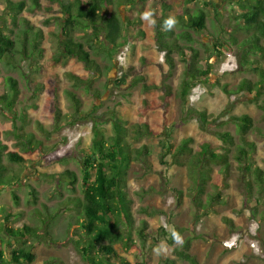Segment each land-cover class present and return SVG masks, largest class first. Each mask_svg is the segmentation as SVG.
<instances>
[{
    "label": "rangeland",
    "instance_id": "rangeland-1",
    "mask_svg": "<svg viewBox=\"0 0 264 264\" xmlns=\"http://www.w3.org/2000/svg\"><path fill=\"white\" fill-rule=\"evenodd\" d=\"M12 1H24L26 9L18 13L16 25L12 26V13L6 10L7 0H0V14H3L5 19L1 26L7 24L12 28L13 33L8 31V34L17 41L20 52L15 53V62L11 61V65L6 61L0 63V77L14 78L18 82L19 96L13 111L4 109L5 104L0 101V132L8 150L23 156L26 164L11 163L6 157L4 160L11 172L15 170L20 174V184L16 183L17 178H14L11 172H0V236L5 240V245L2 246L5 252L21 247L23 242L8 235L6 237L4 223L6 227L14 229L24 224L42 226V220L33 215L35 208L45 213L43 217L50 218L58 208L60 209L63 201L70 197L82 196L80 182L76 185L75 193H72L66 187V182L60 183L57 176L71 170L77 174L79 180L81 179L83 150L92 146L95 123L98 122L102 132L110 137L113 135L111 119L118 113L127 121L131 134L135 133L136 127L144 128L145 125L152 133H147L140 139L130 140L134 148H146L144 151L147 163L142 160L132 162L128 170L127 194L132 200L131 210L136 225L141 226L142 222H146L148 231L163 229L166 234L159 232L156 242L158 244L165 241L169 246L167 255L155 256V246L151 243L153 240L148 238L143 248L144 253L140 249L128 252L117 246L120 256L131 264H137L136 261L147 257L149 252L147 264H191L180 255L186 240L191 239L188 252L196 258L198 264H264V195L260 197L256 215L251 207L253 198L249 196V185H252L253 193L259 191L255 169L264 170V112L259 108V105L264 103V91L258 102L253 95L237 91L244 80L253 83L260 80L254 69L242 66L239 45L228 44L231 53L224 52L218 56L213 47L214 38L223 39L235 33L242 42L248 37L244 31L234 32L235 25L231 17L232 14L240 13L237 5H234L235 9H231L228 5L230 0H205L210 4L209 8H205L202 2H198L199 7L208 12L207 29L211 36L197 35L192 31L195 42L189 44L181 41V44L191 45L200 52V66H213L208 81L196 84L187 100L183 101L180 98L181 84L191 62V53L188 52L186 60L174 54L176 66L171 70L165 63V53L157 50L154 45L153 28L143 21L141 28L145 31V38L136 43L130 41L123 47H108L111 48L109 51L103 50L104 38L101 41L92 38L91 42L87 43L85 40L92 37L91 33L79 37L77 33L80 30L73 32L76 40L84 42L92 58L100 65L102 73L99 74L88 71L83 64L68 57H64L55 67L51 64L53 57L60 56L64 39L61 35L62 14L58 7L56 19L44 24L47 15L32 10L31 0ZM40 1L42 4L48 2ZM30 9L31 11H28ZM119 11L125 16V11L137 16L134 5L121 7ZM24 19L29 21L33 29L26 25ZM126 28L124 25L125 31ZM23 30L28 31L26 47L22 44ZM183 30L182 25H176L175 31L178 34ZM35 32L40 34L39 39L34 40ZM34 42L37 45L35 51L32 49ZM262 45L264 46V40ZM146 46L153 48L147 49ZM23 51L26 55H23ZM255 57L259 60L255 66L264 69V57L250 56V59ZM143 58L162 63V69L157 65L146 67L143 70V82L134 87L128 83L119 85L117 80L130 67H138ZM55 74L60 78L59 107L63 116L58 125L54 123L55 106L51 92V76ZM70 74L78 75L87 81L75 84V81L70 79ZM144 84L171 86L173 95L169 99V105L165 102L164 95L156 89L147 93ZM0 87L2 88V85ZM224 87L229 93L225 92ZM67 91L74 92L79 98V112L68 98ZM146 99L158 104L156 109L144 113L142 109ZM198 111L207 112L210 119L208 132L199 127ZM24 115L31 117L28 125L24 127V132L34 133L36 139L43 143L42 150L24 152L22 143L14 136L15 126H22ZM243 115L252 118V128L247 138L256 145L255 151L247 160L251 173L243 170V165L236 159L237 146L242 140L239 127L232 118ZM217 132H228L233 137L234 145L225 144L230 148V167L226 170L220 164L209 163L198 179L200 184L201 179H205V193H201L196 188V178L199 174L191 166V160L194 161L193 154L200 143L210 141L215 145L223 144L216 137ZM186 138L194 140L191 143L193 152H186L177 157L175 152ZM163 154L165 156L161 159ZM44 174L54 178L46 179ZM11 182L17 185H10ZM30 186L36 191V198L31 194ZM144 190H148V193H144ZM149 190L154 191L149 193ZM13 191L19 196L18 205L12 198ZM217 194L220 195L219 200L216 199ZM197 199L203 202L205 209L197 206ZM143 209L152 212V215L142 213ZM72 211L70 208L62 209L61 216L51 224L53 235L56 239L63 240V245L48 243L44 236L27 239V243L36 249V259L32 264H87L81 256L80 248L71 240L73 229L84 232L77 226L70 228L68 216ZM7 215L13 217L7 220ZM172 231L181 232L184 238L182 246L176 245L175 242L171 244ZM132 240L138 247H142L137 235ZM113 263L119 264L118 260Z\"/></svg>",
    "mask_w": 264,
    "mask_h": 264
},
{
    "label": "trees",
    "instance_id": "trees-1",
    "mask_svg": "<svg viewBox=\"0 0 264 264\" xmlns=\"http://www.w3.org/2000/svg\"><path fill=\"white\" fill-rule=\"evenodd\" d=\"M31 1L33 3L32 10L47 15L44 24H49L56 19V7L59 8V12L62 14L61 21L63 22V27L61 35L64 39L62 41L60 56H55L51 59V64L54 67L61 63L64 57H68L83 64L90 72L102 73L100 65L92 58L84 42L77 41L73 32L75 30H80L79 33H77L79 37L91 33L92 37H88L85 40L87 43L91 42L92 38L99 41L104 38L105 42L102 44V47L105 51L119 46L123 47L130 41L136 43L139 39L146 37L145 31L141 28L142 21L140 19V14L146 8H152L157 11V25L152 27L154 31V45L157 50L165 53V63L169 68L173 70L176 66L174 54L186 60L188 52L191 53V62L186 71L185 79L181 84L180 98L186 101L191 89L196 84L200 82L206 83L208 81L207 79L213 65L209 64L206 68H203L200 66V52L191 45L181 44V41L189 44L195 42L192 31L197 35L208 34L211 36L207 29L208 12L198 5V2H202L205 8H209L210 4L205 2V0H48L45 4H42L40 0ZM25 4L24 1L15 3L12 0H7L6 10L12 13V26L16 25L18 13L20 14L26 9ZM132 5L135 6L137 16H133L131 13L128 14V11H125L126 16L120 13L119 9L121 7H130ZM228 5L231 9H235L234 5H237L240 10V13L232 14L233 16L231 17L235 25L234 32L238 30L244 31L247 33L248 37L242 42L235 36V33L227 35V37L223 39L214 38V52L217 54L216 56L224 52L231 53V48L229 49L228 44H230V46L239 45L242 66H250L251 69H254L259 74L260 80L256 83L250 80H244L239 85L237 91L247 92L253 95L255 101L258 102L264 91V69L261 66H255L259 63L257 57L251 60L250 56L264 57V46L262 45V40H264V0H230L228 1ZM192 9L194 12H191ZM28 11H31V9ZM170 15L176 17L178 20L177 25H182L184 27L181 33L178 34L175 29L167 32L161 30L160 25L163 20ZM3 20H5L3 14H0V63L6 61L8 65H11V61L15 62V60H13L15 53H19L20 50L17 48V41L8 34V31L11 34L13 33L12 28L7 24L1 26ZM24 21L29 28L33 29V26H30L28 20L24 19ZM124 25L127 27L126 31L123 29ZM27 34L28 31L23 30L24 38L22 39V44L24 47H26L28 42ZM40 37V34L35 32L34 40ZM120 39L121 41H119ZM108 47L111 48L108 49ZM145 48L152 49L153 46H146ZM32 49L34 51L37 50L35 42L32 44ZM24 52L25 51H23V55H26ZM153 65H157L160 69L163 67L162 63H154L147 58H143L138 67H130L129 70L117 80L118 84L123 86L128 83L133 87L136 86L145 79L143 70ZM69 77L71 80L75 81V84H82L87 81V79L81 78L75 74H70ZM51 80V92L54 97L55 106L54 123L58 125L63 117L62 110L59 107V75L55 74L51 76ZM0 85H2V88L0 87V101L5 104L4 109L7 108L13 111L19 96L18 82L12 77H0ZM144 88L147 93L152 89L161 92V94L164 95L165 102L169 105V99L173 95L171 86L165 84H144ZM224 89L225 92L229 93L225 87ZM66 94L74 103L77 112H79L81 102L77 95L71 91H67ZM144 103L145 106L142 109L144 113L154 110L158 106V104L149 102L147 99ZM259 108L264 112V103L259 105ZM197 117L200 129L204 132H208L210 119L207 112L198 111ZM232 119L239 127L242 140V143L237 146L238 155L236 159L243 165V170L251 173V168L247 165V160L249 156L253 154V151H255L256 145L248 140L247 134L252 128V118L248 115H243L233 117ZM29 120H31V117L24 115L22 118V126H15L16 132L14 133L16 139L20 140L22 143L24 152L27 153L35 152L37 149H43L42 141L37 140L34 133L24 132V127L28 125L30 122ZM111 123L113 135L110 137H107L104 132H102L98 122L95 123L92 146L90 149L83 150V169L80 180L77 174L71 170H66L57 176L60 183L66 182V187L72 193H75L76 185L80 182L82 196L70 197L63 201L60 209L58 208L50 218L43 217L45 213L39 208H35L33 210V215L42 220V226H29L24 224L20 228L14 229L6 227L4 223L3 229L5 236L7 237L8 235V237L12 239L21 241L23 245L18 248H13L6 253L2 247L5 245V240L0 236V264H32L36 259V249L32 244L27 243V239L41 238L44 236L48 243L55 246L59 244L60 246L63 245V240L55 238L51 227L52 222L61 216L60 212L62 209L68 210V208H70L74 211L68 216V224L71 229L77 226L84 230V232H81L80 229H73L71 231V240L80 248L81 256L87 264H114V260H118L119 264H131L120 256L116 248L117 246L128 252L132 249L136 251L140 249V251L144 253L143 248L148 238L152 239V245L156 246L159 232L162 231L166 234L163 229L161 231L158 229L148 231V224L146 222H142L141 226L136 225L131 210L132 200L129 199L127 194L128 170L132 162L142 160L143 163H147L144 151L146 148H134L130 140L140 139L143 135L152 133H150L148 127L145 125L144 128L142 126L136 127L135 133L131 134L127 127V121L118 113L112 116ZM216 137L220 139L223 144L215 145L210 141H204L200 143L197 150L194 151V161L191 160V166H193L195 169L194 171L199 174V177L196 178V188L201 193H205V179H201V184L198 179L202 176V172L206 170V166L209 163L220 164L226 170L230 167V148L226 147L225 144L234 145L233 137L228 132H217ZM193 141L192 138L184 139L175 152L177 157L186 152H193V148L191 147ZM164 156L165 154L162 155L161 159H163ZM5 157L11 163L19 165L26 164V160L23 156L17 152L8 150L0 132V172L10 173L11 171L8 166L4 164ZM176 161L178 162V159ZM12 171H14L11 172L14 178H17L16 183L20 184V174L15 170ZM255 172L259 191L253 193L252 185H249V196L253 198L251 207L254 215L258 212L260 197L264 195V170L256 168ZM43 176L50 180L54 178V176L48 174H44ZM12 183L14 182H11L10 185ZM30 189L31 194L36 198V191L31 186ZM144 193H148V190H144ZM12 198L18 205L19 196L15 191L12 192ZM219 198L220 195L217 194L216 199L219 200ZM35 203L36 201L33 204ZM195 203L199 208H204L203 202L200 199L195 200ZM141 211L147 215H152V212L146 209ZM10 217L13 216L7 215V220H9ZM48 220L50 221L47 223ZM179 233L181 234V232ZM135 235H137L141 241L142 247H138L137 244L133 243L132 239ZM191 241V239L186 240V243L182 246L184 250L180 255L191 264H198L196 258L188 252L192 243ZM170 242L171 244L174 243L172 238ZM148 261L149 252H147V257H142V259L136 261V263L147 264Z\"/></svg>",
    "mask_w": 264,
    "mask_h": 264
},
{
    "label": "clouds",
    "instance_id": "clouds-1",
    "mask_svg": "<svg viewBox=\"0 0 264 264\" xmlns=\"http://www.w3.org/2000/svg\"><path fill=\"white\" fill-rule=\"evenodd\" d=\"M157 11L152 8H146L141 14L140 19L144 23H146L150 27H155L157 25ZM178 24V20L175 16H168L166 19L163 20L162 24L160 25L162 31H172L175 29L176 25ZM171 238L175 242L176 245H183L184 238L178 231L171 232ZM169 252V246L165 241H160L154 248L153 254L155 256H164L167 255Z\"/></svg>",
    "mask_w": 264,
    "mask_h": 264
},
{
    "label": "built area",
    "instance_id": "built-area-1",
    "mask_svg": "<svg viewBox=\"0 0 264 264\" xmlns=\"http://www.w3.org/2000/svg\"><path fill=\"white\" fill-rule=\"evenodd\" d=\"M252 247H254V246H252Z\"/></svg>",
    "mask_w": 264,
    "mask_h": 264
}]
</instances>
